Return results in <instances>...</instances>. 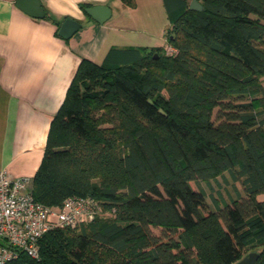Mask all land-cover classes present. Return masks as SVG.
<instances>
[{
	"label": "trees",
	"instance_id": "obj_1",
	"mask_svg": "<svg viewBox=\"0 0 264 264\" xmlns=\"http://www.w3.org/2000/svg\"><path fill=\"white\" fill-rule=\"evenodd\" d=\"M162 1L176 52L82 58L28 180L47 208L90 198L99 214L7 264H264V0ZM224 173L243 194L205 211L191 183Z\"/></svg>",
	"mask_w": 264,
	"mask_h": 264
},
{
	"label": "crops",
	"instance_id": "obj_2",
	"mask_svg": "<svg viewBox=\"0 0 264 264\" xmlns=\"http://www.w3.org/2000/svg\"><path fill=\"white\" fill-rule=\"evenodd\" d=\"M0 0V170L29 180L37 170L49 124L59 109L82 58L101 63L112 48H164L169 19L162 0H39L41 19ZM80 4L107 6L99 24ZM66 19L80 25L63 38Z\"/></svg>",
	"mask_w": 264,
	"mask_h": 264
},
{
	"label": "built area",
	"instance_id": "obj_3",
	"mask_svg": "<svg viewBox=\"0 0 264 264\" xmlns=\"http://www.w3.org/2000/svg\"><path fill=\"white\" fill-rule=\"evenodd\" d=\"M165 52L172 55L176 50L166 46ZM99 211L94 200L77 197L65 199L58 208H47L34 200L28 180L0 170V264L16 260L20 254L37 259L44 233L90 222Z\"/></svg>",
	"mask_w": 264,
	"mask_h": 264
},
{
	"label": "water",
	"instance_id": "obj_4",
	"mask_svg": "<svg viewBox=\"0 0 264 264\" xmlns=\"http://www.w3.org/2000/svg\"><path fill=\"white\" fill-rule=\"evenodd\" d=\"M16 7L33 18L41 19L44 17V10L41 7L39 0H17ZM189 9L201 11L202 7L196 0H191L189 3ZM84 13L99 24L105 22L111 15V11L107 6H91L85 8ZM79 28V24L73 20L66 19L59 28V35L63 38H68ZM146 53H150V50H146ZM159 112L162 113L161 110H159ZM257 257L258 254L256 252H250L233 264H255Z\"/></svg>",
	"mask_w": 264,
	"mask_h": 264
},
{
	"label": "rangeland",
	"instance_id": "obj_5",
	"mask_svg": "<svg viewBox=\"0 0 264 264\" xmlns=\"http://www.w3.org/2000/svg\"><path fill=\"white\" fill-rule=\"evenodd\" d=\"M191 186L193 189H201L205 193V211L214 209V201L217 204L222 205V203L229 202L230 199L235 198L237 194H243L239 181H233L228 173H224L223 176H219L216 179L209 181L208 184L206 182H199L198 184L192 182ZM256 199L258 201H264V194L257 195ZM153 233L159 235V229H153ZM250 252L254 251L249 250L247 254Z\"/></svg>",
	"mask_w": 264,
	"mask_h": 264
}]
</instances>
